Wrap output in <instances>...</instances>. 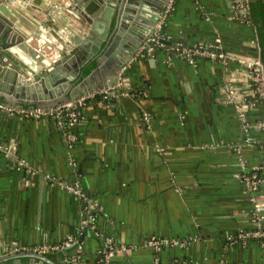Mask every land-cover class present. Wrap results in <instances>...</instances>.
Returning a JSON list of instances; mask_svg holds the SVG:
<instances>
[{
	"label": "crops",
	"instance_id": "1",
	"mask_svg": "<svg viewBox=\"0 0 264 264\" xmlns=\"http://www.w3.org/2000/svg\"><path fill=\"white\" fill-rule=\"evenodd\" d=\"M70 3L9 0L1 8L52 63L62 58L67 38L88 39ZM241 3L169 0L158 22L171 44L158 42L149 52L141 44L121 69L118 90L106 94L109 101L89 98L81 107L73 141L66 138L73 125L59 117L0 110V256L13 241L31 248L70 237L60 248L65 259L98 264L102 241L83 222L91 210L99 230L125 245L110 264H264V243L237 235L252 228L255 212L264 219V170L255 190L243 178L263 162L264 95L247 64L259 48ZM136 4L144 18L155 12L154 0ZM128 26L139 32L133 21ZM216 39L224 58L190 63L178 53ZM75 45L73 56H83L85 47ZM127 51L121 44L120 59ZM101 73L88 81L97 93L104 90ZM59 181H76L84 198ZM151 237L186 243L154 250Z\"/></svg>",
	"mask_w": 264,
	"mask_h": 264
},
{
	"label": "water",
	"instance_id": "2",
	"mask_svg": "<svg viewBox=\"0 0 264 264\" xmlns=\"http://www.w3.org/2000/svg\"><path fill=\"white\" fill-rule=\"evenodd\" d=\"M5 1L9 0H0V96L8 101L13 99L18 103L52 105L68 98L74 99L97 88L88 86V81L99 70L103 75L99 87L115 93L121 69L141 44L147 49L154 45V38L160 43L171 44L165 38L163 28L157 29L156 26L169 0H154L155 12L149 19L142 16L140 8H134L137 0H71L73 3L70 5L74 8L69 12L73 15L79 13L83 18L81 36L88 39L81 40L78 34L67 38L68 43L60 46L62 58L54 59L52 63L45 62L42 61L45 55L40 46L37 51L30 45L31 35L18 29L7 18L4 8H1L6 7L3 5ZM132 21L139 25L140 33L135 31L134 26H128ZM76 42L85 47V54L78 58L73 56ZM121 44L128 46V55L122 59L118 56ZM113 57L118 61L114 62ZM92 63L94 66L89 72L76 82L82 69ZM110 63L114 67H109ZM260 67L263 70V66ZM35 261L39 264H67L61 250L40 252L35 248H19L0 256V264H28Z\"/></svg>",
	"mask_w": 264,
	"mask_h": 264
},
{
	"label": "built area",
	"instance_id": "3",
	"mask_svg": "<svg viewBox=\"0 0 264 264\" xmlns=\"http://www.w3.org/2000/svg\"><path fill=\"white\" fill-rule=\"evenodd\" d=\"M240 6H242L244 9L246 7V0H244V3H241ZM157 29L161 27V22H157ZM154 44L158 43L157 38H154ZM153 46L148 47L146 50L152 51ZM143 50V48H142ZM140 50L139 52H141ZM178 53L184 57L188 62L193 63L196 61L197 58L200 57H208V58H224V53L221 50V46L219 43V40L216 39V41L210 45H204L203 43H196L193 46H186L182 48H178ZM248 66H251L254 68V75L253 79L254 82H256L257 90L262 94L263 92V85H264V78H263V70L260 67L262 65L259 57L253 61L248 62ZM103 95L106 96L108 92L107 89H104L101 91ZM97 94V91H92L87 94H81L77 96L74 99H67L59 101L52 105H44L39 102H22L18 104H12L8 103L6 101H0V110H5L8 113L17 114L19 116L24 117H47V116H56L59 117L61 120L63 117L68 118L67 124L70 126H74L79 118L81 107L85 104V102L89 98H93ZM264 95V93H263ZM143 116L148 120V114L146 112L142 113ZM259 126L264 127V121L260 122ZM66 138L68 141H73L75 139V134L68 130L66 132ZM262 164L259 167L252 168L253 170L259 169L264 170V147L262 152ZM20 164H23V161H20ZM72 166H74L73 169H75V165L72 162ZM251 169V170H252ZM248 188L250 189H256L258 185L261 182V176L260 172L257 174V172H252L251 175H244L243 176ZM59 184L66 188L67 190H70L75 195L79 196L80 198H84V191L82 189V186H80L76 181L69 183V182H62L59 181ZM91 211V210H89ZM253 226L251 229H240L237 233L238 237L240 238H247V237H257V236H264V229H262V225H264V219L262 216H260L257 212L254 213L253 218ZM83 222L89 225V227L96 233V235H99L103 239L104 248L102 249L101 253L102 256L100 258V264H110V258L115 250L118 249H125V245L120 243L116 244L112 237L109 235H105L103 232H101L96 224V222L93 220V217L90 215L85 214L83 218ZM71 243V238L58 243L54 245H47V244H38L36 246H33L31 248H35L39 250L40 252L49 251V250H58L62 248L65 245H68ZM147 243L154 248V250H159L161 246H163L166 243H171L179 246H183L186 243V240L181 239H174L169 242H166L162 239L151 237L147 240ZM261 243H264V240H262ZM19 248H25L24 245H20L17 241H13L11 244V247L9 248V252L17 250ZM76 257L72 256L69 258L70 262H75Z\"/></svg>",
	"mask_w": 264,
	"mask_h": 264
},
{
	"label": "trees",
	"instance_id": "4",
	"mask_svg": "<svg viewBox=\"0 0 264 264\" xmlns=\"http://www.w3.org/2000/svg\"><path fill=\"white\" fill-rule=\"evenodd\" d=\"M244 18L247 22H250L255 29L256 41H257L258 48H259L258 49L259 50L258 57H259V59L262 63V66H263V78H264V0H246ZM93 66H94V63L85 66L82 69L81 75L88 73L89 70ZM107 96L108 95L104 96L103 93H97V94H95V96L93 97L94 99H92V100L93 101L97 100V101L106 102V101H109V98H107ZM79 118H80V115H79ZM62 120L64 121L65 124H67L68 118L66 116L63 117ZM68 129L76 135L75 125L72 127H69ZM255 171L257 172V174H259V172H260L259 169H255V170L250 169L244 175H251V173L255 172ZM86 214L92 216L93 220L96 222L97 213H95L93 211H88ZM261 228L264 229V225H262ZM96 236L102 241V247L100 249L99 260H98V264H100V258L102 256L101 251L104 248V243H103V239L101 236H99V235H96ZM246 239H251V240L258 241V242H262V240H264V236H257V237H251L250 236V237H247ZM59 250H49L47 252H58ZM66 259H67L66 260L67 264H74L73 262L69 261V257H66Z\"/></svg>",
	"mask_w": 264,
	"mask_h": 264
}]
</instances>
